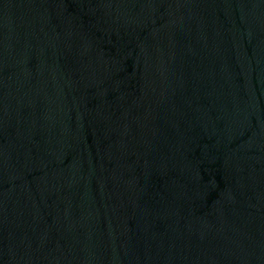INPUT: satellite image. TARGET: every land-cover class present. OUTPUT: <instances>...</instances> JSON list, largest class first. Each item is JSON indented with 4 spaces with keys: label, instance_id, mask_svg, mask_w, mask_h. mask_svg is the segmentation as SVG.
<instances>
[{
    "label": "water",
    "instance_id": "water-1",
    "mask_svg": "<svg viewBox=\"0 0 264 264\" xmlns=\"http://www.w3.org/2000/svg\"><path fill=\"white\" fill-rule=\"evenodd\" d=\"M0 264H264V0H0Z\"/></svg>",
    "mask_w": 264,
    "mask_h": 264
}]
</instances>
